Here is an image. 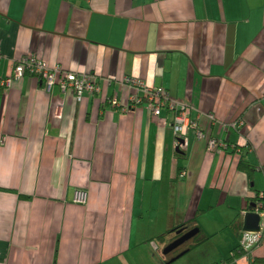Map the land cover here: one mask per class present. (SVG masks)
Segmentation results:
<instances>
[{
  "label": "crops",
  "instance_id": "0c3cea01",
  "mask_svg": "<svg viewBox=\"0 0 264 264\" xmlns=\"http://www.w3.org/2000/svg\"><path fill=\"white\" fill-rule=\"evenodd\" d=\"M34 56L102 91L79 102L26 76L0 93V264H247L225 260L264 194V0H0V77ZM126 76L182 102L204 139L189 130L178 157L175 112H122Z\"/></svg>",
  "mask_w": 264,
  "mask_h": 264
},
{
  "label": "built area",
  "instance_id": "2783aa9c",
  "mask_svg": "<svg viewBox=\"0 0 264 264\" xmlns=\"http://www.w3.org/2000/svg\"><path fill=\"white\" fill-rule=\"evenodd\" d=\"M26 76H36L40 78L47 91H50L53 87H57L64 93L74 92L75 97L79 102L83 100L85 94H96L102 91V88L99 86L94 75H74L70 72H66L61 65L50 66L44 60L37 59L34 56L27 57L16 63L12 69L11 75L8 77H0V93L9 88L14 82ZM123 83L131 88L134 91V94L130 98L129 107L121 108L122 112L126 113L143 103H146L152 110L153 115L157 117L161 116L165 111L175 112L172 126L175 135V151H178L181 148L182 140L184 136H187L189 130L196 131L199 140L204 139V132L199 129L197 125L198 119L193 120L190 117L191 112L182 102H175L173 105L170 104L171 100L168 102L169 96L163 88H153L147 81L145 82V80L143 81L132 76H126L123 79ZM54 116L55 118L61 119V111L55 110ZM207 117L211 121L212 126L216 127L217 120L215 116L213 114H207ZM242 124L243 123L241 122L240 125ZM218 128L219 127H217V129ZM223 146L224 144L219 136L213 137L208 143L210 152ZM77 197L80 202H84L82 199V193H79ZM256 211L264 220V203L256 202ZM263 229L264 223L261 224V231L259 233L242 231L240 237V249L247 252L245 254L247 258L251 259L253 248L257 245L260 246L263 240ZM157 244L155 243L154 246L157 247Z\"/></svg>",
  "mask_w": 264,
  "mask_h": 264
},
{
  "label": "water",
  "instance_id": "95a60500",
  "mask_svg": "<svg viewBox=\"0 0 264 264\" xmlns=\"http://www.w3.org/2000/svg\"><path fill=\"white\" fill-rule=\"evenodd\" d=\"M243 212V223L241 227L242 231L259 233L261 231V224L264 223V220L262 219L261 215L256 211V203H251L246 209H243ZM197 233L198 229L192 230L191 232L183 236V238H181L178 242H176V244L167 249L165 252H169L176 246H180L184 242L194 238Z\"/></svg>",
  "mask_w": 264,
  "mask_h": 264
},
{
  "label": "trees",
  "instance_id": "16d2710c",
  "mask_svg": "<svg viewBox=\"0 0 264 264\" xmlns=\"http://www.w3.org/2000/svg\"><path fill=\"white\" fill-rule=\"evenodd\" d=\"M146 104V103H143ZM142 104V105H143ZM237 148V147H236ZM183 151L179 150V152L177 151L176 155L178 157H182L183 156ZM239 169L240 171L244 172L247 174V176L249 177L250 181L253 182L254 181V174L256 172V170L258 169V166H256L255 164H253L247 157L246 155H243V157L240 160L239 163ZM254 196L253 198H251L254 202L257 203H264V194H261L260 191H258V189L253 188L252 189ZM19 196L27 198L28 195H24V194H19ZM248 199V198H247ZM205 239H203L204 242ZM202 240H199V242L201 243ZM247 252H244L243 250L240 249L239 247H236L232 250L231 252V256L229 258H227L225 261H232V260H236L242 256H244ZM258 261V260H256Z\"/></svg>",
  "mask_w": 264,
  "mask_h": 264
},
{
  "label": "rangeland",
  "instance_id": "374dc122",
  "mask_svg": "<svg viewBox=\"0 0 264 264\" xmlns=\"http://www.w3.org/2000/svg\"><path fill=\"white\" fill-rule=\"evenodd\" d=\"M208 151H209V150H208ZM209 152H210V151H209ZM263 232H264V230H263ZM198 233H199V230H198ZM228 234L230 235V232H228ZM220 241H221L220 238H217V239H216V242L219 243V244H220ZM258 246H259V245L255 246V247L253 248V250H255L256 248H258ZM165 249H166V248L163 249V252L165 251ZM166 250H167V249H166ZM171 254H172V253H170V254H168V255L170 256ZM242 260H245L247 264H251V263L249 262V260H248V258H247L246 255H244L242 258L239 259V261H242Z\"/></svg>",
  "mask_w": 264,
  "mask_h": 264
},
{
  "label": "flooded vegetation",
  "instance_id": "af4514ba",
  "mask_svg": "<svg viewBox=\"0 0 264 264\" xmlns=\"http://www.w3.org/2000/svg\"><path fill=\"white\" fill-rule=\"evenodd\" d=\"M179 151V150H178ZM193 229H191V230H189L188 232H185V233H183L181 236H180V238H183V236H185L186 234H188L189 232H191ZM198 234V233H197ZM196 236V235H195Z\"/></svg>",
  "mask_w": 264,
  "mask_h": 264
}]
</instances>
